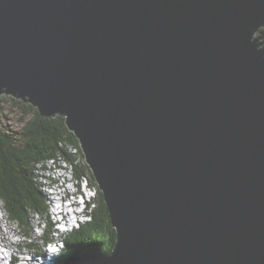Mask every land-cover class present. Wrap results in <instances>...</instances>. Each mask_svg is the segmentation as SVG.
<instances>
[{
  "label": "water",
  "instance_id": "1",
  "mask_svg": "<svg viewBox=\"0 0 264 264\" xmlns=\"http://www.w3.org/2000/svg\"><path fill=\"white\" fill-rule=\"evenodd\" d=\"M264 0H0V97L61 116L116 241L63 264H264Z\"/></svg>",
  "mask_w": 264,
  "mask_h": 264
},
{
  "label": "trees",
  "instance_id": "2",
  "mask_svg": "<svg viewBox=\"0 0 264 264\" xmlns=\"http://www.w3.org/2000/svg\"><path fill=\"white\" fill-rule=\"evenodd\" d=\"M258 36H264V28L260 30ZM261 42L264 48V38ZM8 99H0V123L4 118L2 102L16 105L25 116L29 111L33 113L32 118L23 124L19 132L0 124V198L4 201L9 217L16 221L28 235V216L31 212L48 219L47 201L41 188L45 192L46 187H51V184L38 181L39 171L40 173L52 170L57 172V169L65 171L60 164L65 163L72 173V179L78 190L82 183L75 180L74 175L80 178L86 174L89 181L85 178L84 180L91 186L96 185L78 147V141L67 129L63 117L44 118L29 104H24L11 97ZM65 145L76 148L78 153L69 152ZM49 161L52 165L50 167L48 166ZM78 192L81 193L80 190ZM95 202L96 208L91 214V221L63 237L66 243V253L62 254L60 259L53 264H62L68 258L93 252H102L106 255L111 253L116 234L110 225L102 194L98 189ZM49 230L50 225L43 237L46 242L52 241L48 234ZM33 252L37 254L40 250L35 248Z\"/></svg>",
  "mask_w": 264,
  "mask_h": 264
},
{
  "label": "clouds",
  "instance_id": "3",
  "mask_svg": "<svg viewBox=\"0 0 264 264\" xmlns=\"http://www.w3.org/2000/svg\"><path fill=\"white\" fill-rule=\"evenodd\" d=\"M4 95L0 97L3 98ZM7 96V95H6ZM10 97V96H7ZM12 98V97H11ZM17 100V99H15ZM23 103V102H22ZM4 104L5 102H2V109L4 112ZM10 104V103H9ZM26 104V103H24ZM31 106V105H30ZM8 108V107H7ZM34 108V107H33ZM37 110V109H36ZM4 115L5 118V114ZM2 118V120L4 119ZM1 120V121H2ZM1 124V123H0ZM78 147L82 153L81 147L78 143ZM83 154V153H82ZM84 156V155H83ZM85 161V158H84ZM67 162V161H66ZM69 163V162H68ZM86 163V161H85ZM73 166L72 163H69ZM87 165V164H86ZM88 167V166H87ZM90 170V169H89ZM74 172V168H73ZM91 173V172H90ZM89 179L87 178L86 174H83L80 178H76L74 175V179L80 181V183L85 184L87 187H83L80 189L81 193H78L77 191L72 193L68 191L67 193L64 192L63 189H58L57 191L59 194H61L60 202H55V206L53 208H50L47 205V215L48 219L46 220L44 217H42L40 214L39 216V222L36 228L39 229H32L30 227L31 225V219H32V213L28 216V229L29 234L26 235L25 232L22 230V228L18 225V223L14 220H12L5 208L4 201L0 198V201L2 202L3 209L7 215L8 221L10 225L14 223L16 227L23 232L24 236L20 239L22 242L20 243H12V247L6 248L4 245V241L0 239V264H53L54 262L58 261L60 259V256L65 252L66 250V243L63 240V237L67 234L72 233L74 230H77L80 228L81 225L91 221V214L96 208V197H97V187L91 186L90 183H87L85 180ZM53 187H58L60 185V181H50L49 182ZM79 184V182H78ZM77 184V185H78ZM41 188V187H40ZM88 189V195L90 196V201L83 195V189ZM91 189L95 190V194L91 192ZM41 191L45 195L44 191L41 188ZM91 197L93 199L91 200ZM45 199L47 201V197L45 195ZM73 201V205L71 206L70 201ZM63 203L64 207L70 206V217H67L63 214L62 208L58 207V204ZM63 207V208H64ZM71 212H74V214H71ZM37 214V213H35ZM50 225V230L48 231V234L52 241L46 242L43 240V237L47 231V227ZM27 237V238H26ZM63 246L61 250H56V248ZM35 248L39 249V253H34L33 250ZM6 249V250H5ZM15 250L16 252L12 251ZM102 253V252H101ZM83 255H90V254H83ZM83 255L71 257L72 259H78L79 257H82ZM50 259H52L50 261ZM70 259V258H68ZM67 259V260H68ZM39 261V262H37ZM63 264V263H62Z\"/></svg>",
  "mask_w": 264,
  "mask_h": 264
},
{
  "label": "rangeland",
  "instance_id": "4",
  "mask_svg": "<svg viewBox=\"0 0 264 264\" xmlns=\"http://www.w3.org/2000/svg\"><path fill=\"white\" fill-rule=\"evenodd\" d=\"M258 36V34H257ZM4 99H8V97L6 95L3 96ZM9 100V99H8ZM8 107V108H7ZM3 114H5V118L1 121V125L2 126H6L8 129L10 128L11 130L13 131H16V132H19L22 127H23V124L27 121H29L31 118H32V115L33 113L31 111L28 112V114L25 116L23 115V113L20 111V109L14 105V104H9L6 103L4 104V112ZM61 165L65 168V171L62 170V169H58L56 173H53V176L54 177H57V176H60L62 177L61 175H63L65 178V181L66 183L64 184H60L58 187L56 188H50L49 191H47L48 193L44 192L45 195H50V197L52 199H54V201H56L57 203L60 202V197L61 195L59 194V192L57 191L58 189H63L65 193H67L68 191L70 192H75L76 188H74V185L76 184L74 182V180L72 179V173L71 171L68 170V167L66 164L64 163H61ZM48 166H52L51 165V162L48 163ZM67 168V170H66ZM90 172V170H89ZM49 174L51 173L50 171L48 172ZM52 174V173H51ZM55 174V175H54ZM70 177L71 180H69L68 178ZM83 187H87L85 184H81V187L79 188V190ZM78 190V191H79ZM88 189L87 188H84L83 189V195L89 199L90 196L88 195ZM91 192L93 194H95V190L94 189H91ZM79 193V192H78ZM54 195V196H52ZM47 201L49 203H51L49 201V199H47ZM73 203V201L71 200L70 203ZM59 206L61 205L58 204ZM71 214H74V212H71ZM32 219H31V224H38L39 222V216L37 214H32ZM69 217H70V214H69ZM7 227L11 229V233L10 235H7V237H10V240L13 242V243H22L20 241V239L22 238V236H24L23 232L20 231L16 225L13 223L12 226L10 225L9 221H8V218H7V215L3 209V205H2V202L0 201V229H3L4 231L7 229ZM30 227L32 228V225H30ZM0 235H1V230H0ZM5 237L4 236H1V239L3 240ZM27 238V237H26ZM5 243V242H4ZM63 247V246H62ZM14 252H16L15 250H12ZM85 256V255H83ZM82 256V257H83ZM65 262V261H64Z\"/></svg>",
  "mask_w": 264,
  "mask_h": 264
},
{
  "label": "bare ground",
  "instance_id": "5",
  "mask_svg": "<svg viewBox=\"0 0 264 264\" xmlns=\"http://www.w3.org/2000/svg\"><path fill=\"white\" fill-rule=\"evenodd\" d=\"M70 151L72 152V153H76L77 152V150H76V148H74V147H72L71 146V148H70ZM78 153V152H77ZM50 162V161H49ZM59 162V161H58ZM54 163V162H53ZM61 164V163H60ZM65 164V163H64ZM58 170V169H57ZM56 170H52V171H50L52 174L53 173H56L55 172ZM48 173V172H47ZM55 175V174H54ZM62 177H60V176H57V177H60V178H63V180H65V178L66 177H64L63 175H61ZM54 177V176H53ZM69 180H71L70 179V177L68 178ZM50 188H55V187H53L52 185H51V187H46V189H45V192L46 193H48L47 191H49L50 190ZM74 188H76V190H75V192L77 191L78 192V187L76 186V185H74ZM72 193H74V192H72ZM61 195V194H60ZM52 196H54V195H52ZM46 197L49 199V201L52 203L53 201H54V199H52L51 197H50V195H46ZM61 198V197H60ZM91 199H92V197H91ZM89 201H90V198L88 199ZM54 202H56V201H54ZM51 203H49L48 201H47V205L49 206V207H51ZM73 204H72V202H71V206H72ZM58 207H60V208H62V212H63V214L65 215V216H67V217H69V214H70V211H71V209H70V206H69V208L68 207H64V204L63 203H61V205L59 206L58 205ZM64 207V208H63ZM1 230V235H0V239H1V236H4L5 238L3 239V241L5 242V247L8 249V248H10V247H12V241L10 240V237H7V235H10V233H11V229H10V227L8 228L7 227V229L4 231L3 229H0ZM61 249H63L62 248V245L60 246V247H58V248H56V250H61ZM6 250V249H5Z\"/></svg>",
  "mask_w": 264,
  "mask_h": 264
},
{
  "label": "built area",
  "instance_id": "6",
  "mask_svg": "<svg viewBox=\"0 0 264 264\" xmlns=\"http://www.w3.org/2000/svg\"><path fill=\"white\" fill-rule=\"evenodd\" d=\"M65 147L70 152L71 146L70 145H65ZM38 181H43V184L49 183L50 181H60V184L66 183V181L63 180V178L53 177V174H51V173L50 174L49 173H40V171H39V180ZM54 206H55V202L53 201L51 203V207L50 208H53ZM31 225H32V229H37V231H39V229L36 228L38 224H31Z\"/></svg>",
  "mask_w": 264,
  "mask_h": 264
}]
</instances>
